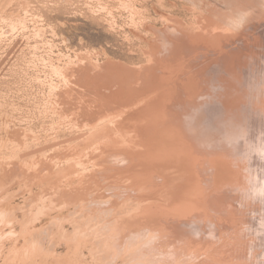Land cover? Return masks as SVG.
I'll return each mask as SVG.
<instances>
[{
  "label": "rangeland",
  "instance_id": "obj_1",
  "mask_svg": "<svg viewBox=\"0 0 264 264\" xmlns=\"http://www.w3.org/2000/svg\"><path fill=\"white\" fill-rule=\"evenodd\" d=\"M207 24L225 37L254 32L264 50V0H0V264H208L227 253L226 236L215 241L208 222L179 236L173 224L193 193L189 165L127 156L119 134H136L147 119L136 113L122 124L130 105L105 89L150 72L158 30L197 38ZM259 84L246 103L264 105ZM249 171L244 181L256 177Z\"/></svg>",
  "mask_w": 264,
  "mask_h": 264
},
{
  "label": "bare ground",
  "instance_id": "obj_2",
  "mask_svg": "<svg viewBox=\"0 0 264 264\" xmlns=\"http://www.w3.org/2000/svg\"><path fill=\"white\" fill-rule=\"evenodd\" d=\"M210 24L206 25L204 31L199 32L197 38L193 35L189 37L190 33L186 35L179 29L170 31V35L158 30L157 33L161 39L160 46H156L159 49L158 52L156 51L157 64L147 66H151L150 72H144V75L139 76L138 79L129 73L130 75H126L127 78L119 76L116 77L115 83H105V86L109 85L105 88L108 92H117L116 96L118 95L120 105H130L127 114L125 112L126 116L120 120L122 124L136 113L144 114L147 119L143 126L139 125L140 129L136 134L131 131L126 136L124 133L127 129L125 131L123 129L124 135L120 131L116 138L130 158L143 155L150 158L162 157L160 161L168 158L169 161L187 162L188 170L191 171L189 181L193 190L192 200L185 205V202H181L183 205L178 202L180 207L183 206L180 211L186 218L175 220L173 225L179 227L181 235L178 234L181 237L191 233L199 235L206 231L204 222H208L209 227L211 226L208 227V231L211 229L209 232L215 241L226 236L228 241L225 240L227 242L223 243L225 250L220 248L219 243L216 245H219L222 252L227 253L218 254L212 257L213 259H210L211 257L206 259L205 255L206 261L210 259L208 264H225L226 260L228 264H264V108H260L263 103L260 106L255 105L257 104L255 102L246 103L247 96L244 98L247 89L250 94L260 82L264 84V77H262L264 76V50L256 51L260 37L254 32L247 31L248 33L240 36L226 35L225 37L213 31ZM151 71L156 76H154L157 79L155 82L152 81L153 78L152 80L150 78ZM100 89L104 88L100 86ZM142 94L143 97H140ZM253 97L254 95L252 100L257 99ZM259 98L258 103L264 99ZM126 121L125 123L129 126L130 124ZM154 131H163L162 136L165 137L164 139L160 135L162 140L157 146L152 145L157 144L155 141L159 139L155 140L159 134L154 135ZM143 132L147 133L146 138L141 136ZM228 164L232 166L229 165V167ZM253 166H255L256 174L255 178L252 176L254 181L249 176H245L247 178L244 181L243 171L250 172ZM251 171L253 172L254 169ZM158 173L162 172L156 170L155 174ZM194 177L196 180H193ZM194 181L196 182L193 183ZM201 188L208 193L200 192ZM172 203L176 206L177 202ZM171 205L169 203L167 207ZM176 207L178 209L179 205ZM205 207H209L208 211H215L212 213L213 216L210 215L211 218L204 217L209 215L205 214L208 212ZM201 209L205 212L204 214ZM199 213L204 215L203 218ZM238 223H241L243 228L238 229L237 234L235 226L237 227ZM168 230L171 231V229ZM176 230L175 228L173 231ZM243 234L250 235L247 238H252L249 241L247 239L239 241L238 238L241 239L239 236L245 237ZM195 235L193 238L196 237ZM197 239L196 241H199L198 237ZM161 251L164 253L163 250ZM170 254L172 255L173 252ZM175 255L173 254L174 258L180 256L177 253ZM168 256H170L169 253ZM185 256L187 261L185 263H188V259L192 256L188 259ZM193 260L195 259H191L195 264ZM181 261L184 263V260Z\"/></svg>",
  "mask_w": 264,
  "mask_h": 264
}]
</instances>
